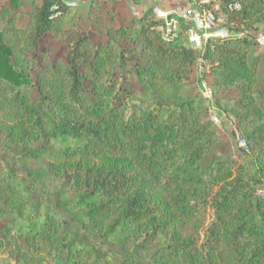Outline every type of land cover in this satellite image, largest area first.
Instances as JSON below:
<instances>
[{
  "label": "trees",
  "instance_id": "obj_1",
  "mask_svg": "<svg viewBox=\"0 0 264 264\" xmlns=\"http://www.w3.org/2000/svg\"><path fill=\"white\" fill-rule=\"evenodd\" d=\"M224 1H247L242 16L264 22V0ZM11 3L19 7V0ZM66 9L45 0L27 28L12 21L0 29V115L8 112L11 121L0 117V130L16 161L0 158V211L12 212L0 250L9 243L17 252L43 251L51 264H264V196L256 194L264 145L239 160L219 147L206 100L186 88L193 51L169 47L155 30L158 21L136 17L121 31L160 42L131 70L122 69L128 53L110 37L83 73L84 35L66 41L63 73L34 77L15 47L37 52L44 35L69 23ZM250 45L229 38L209 53L213 83L236 86L244 122L264 117V84L253 83ZM111 58L114 70L101 78ZM130 74L141 91L130 88ZM248 127L249 141L264 136V120ZM44 160L58 168L54 185ZM37 191L42 196L32 198ZM53 201L64 217L52 213Z\"/></svg>",
  "mask_w": 264,
  "mask_h": 264
},
{
  "label": "rangeland",
  "instance_id": "obj_2",
  "mask_svg": "<svg viewBox=\"0 0 264 264\" xmlns=\"http://www.w3.org/2000/svg\"><path fill=\"white\" fill-rule=\"evenodd\" d=\"M44 1L19 0V7L14 8L11 0H0V29L8 28L9 23L12 21H14V25L17 28H27L32 19L33 8L42 5ZM59 1L62 4H64V1L75 3V6L70 7L64 4L67 9L63 12V19H69V23L62 22L50 34L44 35L40 39L37 52H33V50L25 45L15 47V52L25 59L34 77L36 73H41L43 70L54 69L58 73H63L64 65L67 61L66 41L68 39H78L84 35L88 36V44L85 45L83 50L85 59L79 65L83 73L88 72L89 64L94 65L96 47L108 45V38L110 37H113L128 53L129 61L122 66V69L124 71L131 70L136 60L145 57L148 52L156 50L160 42L154 37L138 38V36H131L121 31L125 27L135 24L136 17L144 16L147 21L152 19L158 21L155 30L163 43L168 44L169 47L181 44L193 51L194 62L187 70L186 88L187 90L199 91L200 95L206 100L205 118L213 123L218 131L219 147L233 156L234 159L239 160L245 152L253 154L256 149L264 145V136H259L249 141L243 133L245 124L250 128L253 124L263 121L264 117L258 116L253 119V122L242 121L236 109H241L244 104L239 98L240 94H237L236 86L226 85L218 87L213 83L210 69L216 62L215 57L209 53L216 45H220L226 39L207 38L204 42H201V46L198 48L190 43L188 34L186 33L188 27L187 21L190 18L188 12L194 10L196 8L195 6L182 3L181 0H161L163 6L166 7L167 14L160 17L154 11L158 3L153 0ZM217 1H219L221 7L217 11V14L222 19V24L234 31V33H247L245 37L233 39L236 41L245 39L247 43H252L248 48L247 60L257 71L256 79L253 80V83L263 85L264 44L259 43L258 39L262 37L264 40V22L254 23L252 18H244L242 16L241 10L247 1L239 3V10L227 9L224 0ZM166 23H171L172 25L174 33V38L172 39L166 38ZM114 65L115 62L112 58L106 63H103L101 67V71H103L101 78L105 77L106 73H112ZM88 76L90 75L88 74ZM91 84L90 79L87 78L84 80V85L89 90L92 89ZM128 84L133 90L137 92L141 91V87L134 74L131 75ZM0 117L7 125L11 124L8 112H4ZM5 141H7L6 132L0 130V158L6 159V156L15 163L16 161L12 151L2 146ZM10 144L12 145L13 152L18 150L15 142L11 141ZM34 145H38L36 139H34ZM44 163L48 166L52 176V181L49 185L56 184L60 177L57 174L58 168L51 166L45 160ZM32 164L38 166L39 161H34ZM256 194L264 196V179L258 185ZM40 196L42 195L39 191L31 195L32 198ZM50 209L58 217L65 216L55 201L50 205ZM11 216L12 212L9 210L0 211V236H2L1 233L5 227L10 224L9 219ZM71 226L75 227V224L71 223ZM0 264H51V262L47 254L43 251L34 254L17 252L13 250L9 243H6L3 249L0 250Z\"/></svg>",
  "mask_w": 264,
  "mask_h": 264
},
{
  "label": "built area",
  "instance_id": "obj_3",
  "mask_svg": "<svg viewBox=\"0 0 264 264\" xmlns=\"http://www.w3.org/2000/svg\"><path fill=\"white\" fill-rule=\"evenodd\" d=\"M182 3L195 6L194 10L188 12L189 21L186 33L188 34L190 43L195 47H200L201 42L207 38H219L221 40L227 38H241L247 36L246 32L234 33L228 27L222 24V19L218 16L217 11L221 8L219 1L217 0H181ZM67 7L75 6L73 2H65ZM226 8L230 10H239L240 4L238 2H227ZM154 11L160 17L167 14L164 9L155 7ZM164 11V12H162ZM163 14V15H160ZM166 38L172 39L173 28L171 23H166ZM258 42L264 44L262 37L258 39Z\"/></svg>",
  "mask_w": 264,
  "mask_h": 264
},
{
  "label": "crops",
  "instance_id": "obj_4",
  "mask_svg": "<svg viewBox=\"0 0 264 264\" xmlns=\"http://www.w3.org/2000/svg\"><path fill=\"white\" fill-rule=\"evenodd\" d=\"M153 1H159V0H153Z\"/></svg>",
  "mask_w": 264,
  "mask_h": 264
}]
</instances>
